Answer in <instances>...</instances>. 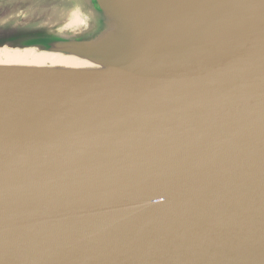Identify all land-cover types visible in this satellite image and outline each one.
Segmentation results:
<instances>
[{
	"label": "water",
	"instance_id": "1",
	"mask_svg": "<svg viewBox=\"0 0 264 264\" xmlns=\"http://www.w3.org/2000/svg\"><path fill=\"white\" fill-rule=\"evenodd\" d=\"M0 48L88 64H0V264H264V0H0Z\"/></svg>",
	"mask_w": 264,
	"mask_h": 264
},
{
	"label": "bare ground",
	"instance_id": "2",
	"mask_svg": "<svg viewBox=\"0 0 264 264\" xmlns=\"http://www.w3.org/2000/svg\"><path fill=\"white\" fill-rule=\"evenodd\" d=\"M76 14L71 21H76ZM0 64H18L31 66L86 67L88 64L74 57L37 52L33 49L0 48Z\"/></svg>",
	"mask_w": 264,
	"mask_h": 264
}]
</instances>
